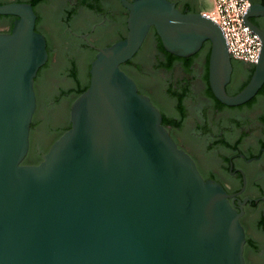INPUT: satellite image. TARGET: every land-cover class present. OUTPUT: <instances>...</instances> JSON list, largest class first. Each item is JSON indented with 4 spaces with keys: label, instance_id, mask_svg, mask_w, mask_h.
I'll list each match as a JSON object with an SVG mask.
<instances>
[{
    "label": "water",
    "instance_id": "water-1",
    "mask_svg": "<svg viewBox=\"0 0 264 264\" xmlns=\"http://www.w3.org/2000/svg\"><path fill=\"white\" fill-rule=\"evenodd\" d=\"M242 20L256 62L197 0H0V264H264Z\"/></svg>",
    "mask_w": 264,
    "mask_h": 264
},
{
    "label": "built area",
    "instance_id": "built-area-1",
    "mask_svg": "<svg viewBox=\"0 0 264 264\" xmlns=\"http://www.w3.org/2000/svg\"><path fill=\"white\" fill-rule=\"evenodd\" d=\"M248 5V0H212L211 9L202 14L222 29L228 53H232L234 58L256 62L260 39L242 20Z\"/></svg>",
    "mask_w": 264,
    "mask_h": 264
},
{
    "label": "flooded vegetation",
    "instance_id": "flooded-vegetation-1",
    "mask_svg": "<svg viewBox=\"0 0 264 264\" xmlns=\"http://www.w3.org/2000/svg\"><path fill=\"white\" fill-rule=\"evenodd\" d=\"M197 1H198V8L200 13H202L203 11L207 10V8L212 6V0H197Z\"/></svg>",
    "mask_w": 264,
    "mask_h": 264
},
{
    "label": "rangeland",
    "instance_id": "rangeland-1",
    "mask_svg": "<svg viewBox=\"0 0 264 264\" xmlns=\"http://www.w3.org/2000/svg\"><path fill=\"white\" fill-rule=\"evenodd\" d=\"M211 9V7L210 8H208L207 10H210Z\"/></svg>",
    "mask_w": 264,
    "mask_h": 264
}]
</instances>
